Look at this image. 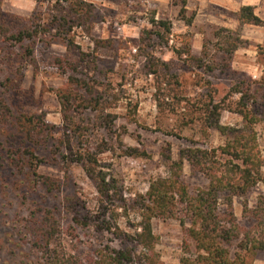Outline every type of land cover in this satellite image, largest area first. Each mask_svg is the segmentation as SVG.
Instances as JSON below:
<instances>
[{
	"label": "rangeland",
	"instance_id": "obj_1",
	"mask_svg": "<svg viewBox=\"0 0 264 264\" xmlns=\"http://www.w3.org/2000/svg\"><path fill=\"white\" fill-rule=\"evenodd\" d=\"M188 1L187 15H193L190 27L178 18V9L168 0H86L93 5L91 16L84 24L72 27L68 34L72 45L68 48L61 38H54L50 44L38 42L34 52L35 67L21 60L17 50L0 51V84L5 83L6 78H15L12 83L0 86V101L15 114L22 112L41 116L55 127L53 133L56 138H61L64 131L69 132L71 128L63 120L56 96L58 90L71 88L67 77L82 74L87 75V80L104 84L105 99L100 116L112 122L111 130L100 125L97 113L90 110L77 107L76 112L71 110L69 116L80 128V148L95 155L96 164L92 165L95 172H101L112 186L110 195H99L94 179L87 175L83 165L77 160L72 162L77 158L78 145L73 150L75 155L68 154L66 162L48 150L41 149L37 153L44 160L36 168L37 172L57 180L62 187L44 203L53 215L50 221L55 232L51 241L53 261L87 264L89 260L94 261L101 250L109 247L130 251L132 261L138 263L143 250L125 236L140 232L142 207L139 196L146 194L152 180L170 176L168 164L161 156L162 148L169 145L172 160H176L181 148L194 144L216 148L226 140L216 130L203 135L197 125L180 129L179 119L186 112L188 101L198 102L201 96L214 94L212 89L216 90L213 96L218 101L240 80L253 81V86L264 81V28L247 24L239 28L238 10L234 13L231 7L234 4L235 8L238 0ZM35 8L34 0H1L3 12L23 18L29 17ZM40 9H46V5ZM261 13L260 18H263L264 7ZM152 18L171 22L172 36L168 46H156L153 54L167 62L168 73L179 77L180 87L168 86L167 83L160 85L159 79L146 74L143 68L145 59L138 55L135 42L143 28H150L148 21ZM220 28L231 31L239 28L243 42L233 53L229 69L222 68L221 55L213 46L216 42L213 34ZM185 42L189 43L190 54L195 57L201 56L202 45L206 42L208 55L203 62L213 63L216 69L207 72L199 69L187 55L177 56L174 50L183 48ZM57 58L63 61V68L57 65ZM170 87L178 91L184 101L178 104L176 99H172V93L167 92ZM158 88L161 93H158ZM237 97L234 95L232 99ZM259 116L260 121L254 128L264 156V109L260 110ZM240 121L236 114L221 113L220 124L224 126H237ZM118 137L125 146L137 147L147 156H122ZM3 148L7 145L0 135V264H40V255L30 249L27 237L19 234V229L23 230L29 220L31 205L28 202L33 198L25 200L18 187L28 184V181L12 166ZM180 180L190 196L207 184L202 175L190 172L187 162L183 163ZM263 191L262 184L251 191L249 207L255 204ZM63 196H75V210L86 226H76L71 221V214L61 210ZM241 208V201L235 199V215L239 224L245 225L247 221L242 218ZM177 218L180 217L152 218L150 221L156 238L158 264H180L181 258L194 257L193 243H189V248L183 244L187 223L182 226ZM230 252H235V246L230 248ZM253 264H264V253H259Z\"/></svg>",
	"mask_w": 264,
	"mask_h": 264
},
{
	"label": "trees",
	"instance_id": "obj_2",
	"mask_svg": "<svg viewBox=\"0 0 264 264\" xmlns=\"http://www.w3.org/2000/svg\"><path fill=\"white\" fill-rule=\"evenodd\" d=\"M34 2L37 8L29 17L23 18L3 12L0 0V51L17 50L19 58L33 67L36 65L34 52L38 42L50 44L54 38H61L66 41L68 48L72 45L71 39L68 38L72 27L84 24L93 9V5L84 0ZM169 3L178 9V18L190 27L193 15H187L188 0H169ZM44 5L46 9L41 10L40 7ZM237 21L239 28L246 24L264 28V21L255 15L252 6L240 7ZM148 24L150 28H143L135 42L138 55L145 59L143 68L146 74L159 79L160 85L167 83L168 86L174 84L180 87L179 77L168 73L167 62L153 54L156 46H168L172 36L171 22L167 19L152 18ZM239 28L237 31L220 28L213 34L216 38L213 46L216 53L221 55L220 63L223 69L230 68L233 53L243 43L239 37ZM183 45V48L174 50L177 56L187 55L196 62L199 69H205L207 72L216 69L213 63L203 62L204 57L208 55L206 42L202 45L200 57L190 54L188 42ZM56 63L60 68L65 66L60 58L56 59ZM73 71H76V68ZM80 75H69L67 81L71 88L68 91L58 90L56 94L63 120L71 127L69 132L64 131L61 138L54 136L55 127L45 122L41 116L20 111L15 114L0 101V135L7 145V148L3 149L7 151V159L12 166L28 181V184H20L22 186L18 187L21 195L25 200L33 198L28 202V205H31L29 220L24 224L23 230L19 229V234L23 238L27 237L30 249L40 255V264H59L58 259L53 261L51 251V241L55 235L50 224L53 215L44 207V203L54 193H59L62 187L57 180L37 172L36 168L44 162L42 156L37 153L42 151L41 149L48 150L66 162L68 154H72L78 145L79 151L75 152L77 158L72 162L77 160L83 165L87 175L94 179L99 195L108 197L112 192V186L106 182L105 176H102L101 172L96 173L93 168L96 164L95 155L80 148V128L69 116L70 111L76 112L77 107L90 110L97 113L100 125L111 130L112 122L103 120L100 116L105 99V92L102 91L104 84L87 80V75ZM14 79L6 78L5 83H12ZM171 79L174 81L170 82ZM5 83L0 86L4 87ZM206 84L209 85V82L206 81ZM253 85V81L240 80L218 101L213 96L216 94L215 89L211 90L214 94H205L198 102L188 101L186 112L179 119L180 129L197 125L203 135H207L209 130H216L225 137L224 144L216 148L200 147L196 146L197 144L181 148L176 160H172L170 146L163 147L161 156L168 164L170 176L152 180L146 194L139 196L142 207L140 232L125 236L142 248L139 262L132 261L128 250L105 247L94 261L89 260L87 264H158V255L155 252L156 238L150 221L152 218L169 219L178 216L182 226L187 223V227H184V246L189 248V243H193L195 249L194 257H183L180 264H253L258 254L264 253V191L257 196L252 207L248 204L251 191L259 184L264 186V156L254 128L260 121V110L264 109V81L258 83V86ZM74 90L81 94L73 93ZM157 91L161 93L160 88ZM167 92L172 93V99H176L178 104L184 101L174 88L170 87ZM234 95L238 96L236 100L232 99ZM223 111L236 114L241 119L240 124L233 127L220 124ZM117 144L122 156H147L145 151L137 147L125 146L119 137ZM184 162H187L192 174L202 175L207 182L206 186L199 188L193 196L189 195L186 185L180 180ZM235 199L241 201L242 218L247 221L245 225H240L235 215ZM75 201V196H63L60 202L61 210L71 214V221L76 226H86L79 217L78 210H75ZM232 246H235L233 254L230 252Z\"/></svg>",
	"mask_w": 264,
	"mask_h": 264
},
{
	"label": "crops",
	"instance_id": "obj_3",
	"mask_svg": "<svg viewBox=\"0 0 264 264\" xmlns=\"http://www.w3.org/2000/svg\"><path fill=\"white\" fill-rule=\"evenodd\" d=\"M84 1H86V0H84ZM87 1H90V0H87ZM235 3H236L235 8H234V4L231 6L234 13H236L237 10H239V8L242 6H252L254 9L255 15H257L259 18L261 17V15H263L261 13V9L264 7V0H238ZM260 19L264 20V17L260 18Z\"/></svg>",
	"mask_w": 264,
	"mask_h": 264
}]
</instances>
